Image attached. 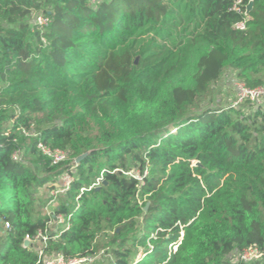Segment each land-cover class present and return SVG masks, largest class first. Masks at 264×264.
I'll list each match as a JSON object with an SVG mask.
<instances>
[{
    "label": "trees",
    "instance_id": "trees-1",
    "mask_svg": "<svg viewBox=\"0 0 264 264\" xmlns=\"http://www.w3.org/2000/svg\"><path fill=\"white\" fill-rule=\"evenodd\" d=\"M237 1L0 0V264L36 263L25 237L50 218L33 216L31 190L73 170L55 208L70 227L47 256H95L106 226L110 264L140 248L131 264H264V106L191 112L226 68L264 86V0ZM250 248L258 261H231Z\"/></svg>",
    "mask_w": 264,
    "mask_h": 264
},
{
    "label": "rangeland",
    "instance_id": "rangeland-1",
    "mask_svg": "<svg viewBox=\"0 0 264 264\" xmlns=\"http://www.w3.org/2000/svg\"><path fill=\"white\" fill-rule=\"evenodd\" d=\"M99 0H93V2H97ZM43 17L41 12H35L32 14V16L29 18L30 24H34L37 21V18ZM144 44H150L151 42H154L156 39L155 36L150 35L148 38H144ZM135 60H139L138 57L135 58ZM134 60V61H135ZM185 79V78H184ZM182 79V80H184ZM240 82L238 81L236 74L229 69H225L222 73L219 80L212 84L210 87V90L208 94L199 99L195 105L194 108L191 110V112L198 114L205 112L207 110H220L222 108H244V104H236V84ZM247 106V105H246ZM24 165L28 167L30 170H32L37 176H41L35 163L32 158L24 160ZM75 163V162H74ZM149 169H145L144 175L145 177L149 175ZM133 175H138L137 171L130 172ZM75 171L73 170V175L64 176L65 180L63 179V175L58 178V181L55 183L53 189H49L47 186L44 187H33L31 192L34 197V204L32 206L33 209V216H39L41 214L45 215L47 213L52 214V212L55 211V208L59 206L60 204L66 202L65 198V190L68 188L69 185L67 181L72 182V180L75 178ZM141 204V203H140ZM145 212V208L143 209ZM60 226H58L56 223L51 221L49 224V230L55 231L59 230ZM5 224H2L0 222V239L4 235L6 230ZM114 237V230L110 227H104L103 230L96 235V238L94 240V246L97 250V253L95 256L91 258L85 259L86 261L82 264H110L113 261L112 255L109 253L112 246V239ZM182 239V235L180 237V241ZM34 249L38 248L39 243H35ZM177 246H173L172 250H175ZM33 250V249H32ZM237 255H234L231 258V261L237 260ZM144 257L143 249L140 248L138 250H133L131 257H130V264L138 261L139 259Z\"/></svg>",
    "mask_w": 264,
    "mask_h": 264
},
{
    "label": "built area",
    "instance_id": "built-area-1",
    "mask_svg": "<svg viewBox=\"0 0 264 264\" xmlns=\"http://www.w3.org/2000/svg\"><path fill=\"white\" fill-rule=\"evenodd\" d=\"M95 1V0H94ZM252 1H249V3L245 6V11L243 12V14L245 16H247V7L248 5L251 3ZM240 4H241V0H238L236 2L235 7L233 8L234 11L241 13V8H240ZM36 24L39 26H45L48 24V19L44 18V17H39L37 18ZM236 29L238 30H244L245 29V23L244 22H240L235 24L234 26ZM236 88V104H244V103H249L253 106H264V86L261 87H257V88H248L247 86H245L243 83L238 82L235 86ZM39 150L46 156L50 157L53 162L55 164L63 161L65 159V156L63 155V153L59 152V151H55V152H51L50 150L46 149L43 146H38ZM14 159L18 160V155L14 154ZM125 176L128 177H132L134 179H136L139 182H142V177L138 174V175H133L132 173H126L124 174ZM64 176H68L67 174L63 175V179L65 180ZM145 176V175H144ZM102 181V178L100 176V178H98L94 183H92L88 189L86 190L85 188H82L80 190V193H83L84 191H89L92 189H96L100 186ZM67 183H71L70 181H67ZM68 190V188L65 190ZM46 216H48L50 218V221L46 227V229L44 231H40L36 234V236L30 238L28 236L25 237V242H28V246L33 249V251L35 252L36 256H37V261L35 264H82L84 263L86 260L85 259H74V260H65L61 255H50L47 256L45 253V248H46V242L48 239V236L50 233L54 232V238H58L60 236V234H62L65 231L69 230V224H70V220L72 218L71 215H60V214H55V211L52 212V214H45ZM51 221H53L54 223H56L58 226H60L59 230H53L50 231L49 230V224L51 223ZM6 226V230L9 229V224L5 223ZM35 243H39L38 248H36V250L34 249V244ZM262 257L261 253L258 252V250L256 248H250L248 250H245L244 252L240 253L237 255V260L233 261V262H238V261H243L245 263H250L252 261H258L260 258ZM87 259V258H86Z\"/></svg>",
    "mask_w": 264,
    "mask_h": 264
},
{
    "label": "water",
    "instance_id": "water-1",
    "mask_svg": "<svg viewBox=\"0 0 264 264\" xmlns=\"http://www.w3.org/2000/svg\"><path fill=\"white\" fill-rule=\"evenodd\" d=\"M251 9H252V2H251V3L248 5V7H247V13H248ZM136 63H137V60H135L134 64H136ZM90 153H91V152H86L85 154H83V155L77 157L76 160H75V163H76V164L80 163L83 159H85L86 157H88ZM145 210H146V208H145ZM24 245H25V247H27V246H28V242H25Z\"/></svg>",
    "mask_w": 264,
    "mask_h": 264
}]
</instances>
